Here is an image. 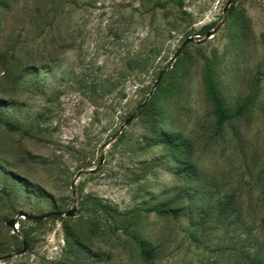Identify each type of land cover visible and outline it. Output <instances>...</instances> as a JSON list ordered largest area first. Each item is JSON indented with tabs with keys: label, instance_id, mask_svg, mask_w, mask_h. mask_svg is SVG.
<instances>
[{
	"label": "rangeland",
	"instance_id": "obj_1",
	"mask_svg": "<svg viewBox=\"0 0 264 264\" xmlns=\"http://www.w3.org/2000/svg\"><path fill=\"white\" fill-rule=\"evenodd\" d=\"M228 1L0 0V264H264V0Z\"/></svg>",
	"mask_w": 264,
	"mask_h": 264
},
{
	"label": "trees",
	"instance_id": "obj_2",
	"mask_svg": "<svg viewBox=\"0 0 264 264\" xmlns=\"http://www.w3.org/2000/svg\"><path fill=\"white\" fill-rule=\"evenodd\" d=\"M170 1H175V0H170ZM179 6H182V2L181 1H177L176 2ZM215 27V24H209V25H205L204 27H202L197 35L202 36L205 35L207 33H209L210 31H212ZM153 54H154V50L151 51V53L146 56V57H140L137 59H133L130 60L127 64V66H129V68H139L141 70L142 73H148L153 69ZM97 84L96 82H92L91 87H93V89L96 91V87ZM209 92H210V98L214 103L215 109H214V113L217 117V124L219 129H223L224 125H226L228 122L232 121L233 119H235L236 117H238L240 115V111L237 112H230L229 110L225 109L222 106V102L217 94V92L215 91V89H213L212 87L209 88ZM5 101L4 100H0V105H4ZM142 106V112H148L149 110V103L147 101L144 102V104L141 105ZM8 127L13 128L14 126L12 124H7ZM182 174L189 180H193V178L196 176V169L194 168V166H185V168H183V170L181 171ZM193 196V195H192ZM187 199H191V197H186ZM102 205V204H99ZM103 209H107V206H101ZM157 213L160 215H169L173 218H181V217H188L191 220V224L192 227L189 229V232L191 235H194V230L196 228H198L201 223L198 222V220L196 219V216L194 215L193 211H186V208H170V209H162V210H157ZM57 218V217H55ZM28 220V219H26ZM32 221V220H29ZM22 222V218L18 219V223ZM35 223H41L42 221H34ZM194 229V230H193ZM67 241L69 242V240L67 239ZM70 243V242H69ZM81 244L78 243H74L73 244V248H71V252L72 253H81L82 252V248L80 246ZM77 246V247H75ZM145 256L147 257L146 259L148 261H153L154 259V255L153 252L151 251H146L144 252Z\"/></svg>",
	"mask_w": 264,
	"mask_h": 264
},
{
	"label": "water",
	"instance_id": "obj_3",
	"mask_svg": "<svg viewBox=\"0 0 264 264\" xmlns=\"http://www.w3.org/2000/svg\"><path fill=\"white\" fill-rule=\"evenodd\" d=\"M233 1H235V0H229L228 3H227V5H226V7H225V9H224L225 18H226V13H227V11L229 10L230 6L232 5ZM223 24H224V22H221L217 28H215L214 30H212V31H210L209 33L206 34L204 40H199L198 43H202V42L206 41L207 39H210L212 36H214V35L217 33L219 27H220L221 25H223ZM194 42H195V38H194V37H190V38H188V39L184 42V44H183V45L177 50V52L175 53V55L172 57L171 61H172V62H175L176 59H177V58L179 57V55L181 54L182 50H183L188 44H191V43H194ZM141 108H142V106L139 107V109L137 110V112H136L135 114H133V115H132V116L126 121L125 125L128 124V123H130L132 120L135 119L137 113L140 112ZM102 160H103V159H102ZM96 171H97V169L89 170V171H86V172H84V171L79 172V173L77 174V176L75 177V180H74V182H73V185H72L73 190H75L76 182H77V180L80 178V176H81L83 173H90V174H92V173H95ZM75 215H76V207H74L72 210H69V211H67V212H65V213H61V212L53 211V212H49V213H47V214H43V215H33V214H29V213H26V212L21 211V212H19V214H18L17 217L9 219V220L6 222V225H7L9 228L13 229L14 232H16V230H15V226L18 224V219H20V218H22V219H28V220H32V221H42V220H45V219H47V218H49V217H54V216H55V217H63V216H66V217H74ZM27 251H28V243H27L26 240H23V248H22V250H20V251L17 252V253H14V254H9V255H6V256H1V257H0V261L5 260V259L13 258L14 256H21V255L25 254Z\"/></svg>",
	"mask_w": 264,
	"mask_h": 264
}]
</instances>
